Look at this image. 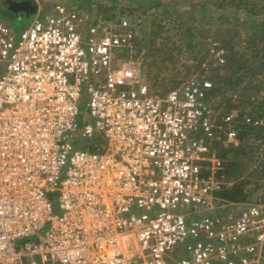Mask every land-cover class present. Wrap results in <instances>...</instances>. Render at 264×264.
Here are the masks:
<instances>
[{
	"label": "built area",
	"instance_id": "built-area-1",
	"mask_svg": "<svg viewBox=\"0 0 264 264\" xmlns=\"http://www.w3.org/2000/svg\"><path fill=\"white\" fill-rule=\"evenodd\" d=\"M138 31L62 2L0 18V264H264V203L221 197L238 110L203 75L151 92L120 63Z\"/></svg>",
	"mask_w": 264,
	"mask_h": 264
},
{
	"label": "trees",
	"instance_id": "trees-1",
	"mask_svg": "<svg viewBox=\"0 0 264 264\" xmlns=\"http://www.w3.org/2000/svg\"><path fill=\"white\" fill-rule=\"evenodd\" d=\"M29 1L34 4V0ZM199 1L203 2H196L190 8H179L175 4L163 0H81L82 3L91 8L90 13L94 17H96L95 15H97L100 7L105 6L107 9L112 10L123 3L136 9H143V14H147L149 10L159 6L166 7L181 16L183 26L179 28V32H182L180 37L184 41L182 44L186 46L189 52L196 50L198 46L195 42L196 32H200L201 29L195 22L186 20L188 17L208 18L207 23L214 24L218 22L217 19H214V16L218 14V17L226 19V23L235 26V29L231 31L223 27L215 31L224 39L222 40V47L226 49L225 57L228 63L218 66L215 69L213 78H211L214 84L213 92L222 95L221 99L225 101L226 105L225 110L229 112L238 109L234 123L238 131L239 144H231L227 148H221V156L225 158V168L222 172L227 180L236 179L237 169L240 166L242 169V165H237L238 154L240 153L242 157L244 151L248 152L246 150L250 141L262 140L261 143H264V124L262 126L249 125L244 120V115L248 113L253 118H262L264 121V18L259 20V15L264 13V0ZM229 5L242 9L241 16L238 14V17L235 14L237 10L230 12L233 9L228 8ZM69 7L72 8L75 5ZM110 10L108 11L110 12ZM104 17L105 19H113L114 15L111 13ZM0 18L5 20L13 18V13L9 10L6 0H0ZM239 18H241V22L237 21ZM153 26L155 27V33L152 37L146 31L147 26L142 27L143 36L137 43L141 47L150 46V56L149 59H146L147 69L144 73L151 92L164 94L168 77L166 63L174 59L175 56L170 52L171 50L167 52L162 50L163 47L159 41L160 33L163 30H158L154 24ZM242 29L246 30L247 34L244 39H241L240 44V41L237 40L238 34L229 32H240L239 30ZM180 47L183 46L180 45ZM126 50L129 52L130 48H126ZM161 56H163V59L160 58ZM93 140L89 139V144L92 145ZM259 166L264 177V161H260ZM249 183L250 181L246 179L235 180L231 186L226 187L221 192V197L226 201L247 202L252 199L251 196H253L255 190L247 189ZM260 187H264V181Z\"/></svg>",
	"mask_w": 264,
	"mask_h": 264
},
{
	"label": "rangeland",
	"instance_id": "rangeland-1",
	"mask_svg": "<svg viewBox=\"0 0 264 264\" xmlns=\"http://www.w3.org/2000/svg\"><path fill=\"white\" fill-rule=\"evenodd\" d=\"M165 2H170L172 4H175L179 8H190L193 6L196 2H203L199 0H163ZM56 2H64L65 5H75L77 8L86 11L88 13L91 12V8L85 3H82L81 0H34V4L36 5L37 9L43 10V13H48L51 9V6ZM207 2V1H205ZM212 4V3H209ZM8 4V8H9ZM155 8V7H154ZM228 8L233 9L235 12L237 10V16H241V10L239 8L232 7L229 5ZM107 9V7H100L99 11L97 12V15H95L98 18H101L102 20L105 19L104 16L107 14H113L115 20H118L121 16L128 17L132 22H134L137 26H139L138 35L136 37V40L133 43V47L130 48V51L126 50L125 48H122V54H120V63H128L130 65L135 66L141 75L147 80L146 74L144 73L147 69V62L146 59H149V48L150 46H144L141 47L137 43L138 40H140L143 36L142 27L144 25L147 26L146 31L147 33L152 37L154 35L155 27L158 30H163L160 33V44L162 45L163 49L166 52L171 50L170 52L174 54L175 58L168 61L166 65L168 66L166 72H167V81H166V89L167 92L171 88L181 84L183 81L189 79L192 76H205L212 80L213 74L215 72V69L218 68V66L226 65L228 61L225 57V63L218 64L216 61L214 55L211 53V49L214 48H223L222 47V40H224L218 32H215L218 28L223 27L225 29L234 30L235 26L231 23H226L225 18L218 17V14L214 16V19H217L218 22L214 24H208L207 20L208 18L201 19L199 17L191 16L188 17L186 20L193 21L197 25L200 26L199 29H201L200 32H196V40L195 42L198 44L196 50L189 52L182 43H184L183 40H181V34L182 32H179V28L183 26L181 16L176 14L174 11H171L170 9L166 7H157L155 9L149 10L147 14H143V9H136L132 6H129L126 3L117 5L114 9L110 10ZM220 10V8H219ZM155 13H154V12ZM240 11V12H239ZM13 18L11 20H7L11 27L20 30L22 28L21 23L24 21L30 20L32 17H34L35 12L32 14H27L22 11L12 12ZM91 14V13H90ZM239 14V15H238ZM259 20L264 18V13L259 15ZM258 17V16H257ZM155 21V23H153ZM238 22H241V18L237 19ZM240 32H229V33H235L238 34L237 40L240 41L241 39H244L246 37V30L242 29L239 30ZM183 46V47H180ZM239 48V47H238ZM224 49V48H223ZM181 52V53H180ZM226 49H224V55H225ZM163 59V56L160 57ZM212 77V78H211ZM148 81V80H147ZM165 92V93H166ZM221 96L219 97L220 107H223L225 109V101L221 99ZM228 96V95H227ZM260 98V97H259ZM238 109H235L236 111ZM84 141V140H83ZM262 140H256V141H250L248 143V148L246 151H244L243 156L241 157V154H238V161L237 165H242L237 169L238 175L236 179H229V181L234 182L235 180H241L246 179L250 181V183L247 186V189H255L253 192L252 199L248 200L247 202H243L242 204L238 205L233 211L236 213L238 212L242 206H245L246 203L249 202H259L264 203V187H260L261 184H263L264 177L262 174V171H260L259 162L264 161V143H261ZM242 159V161H241ZM58 211V209L56 210ZM184 255V254H183Z\"/></svg>",
	"mask_w": 264,
	"mask_h": 264
},
{
	"label": "water",
	"instance_id": "water-1",
	"mask_svg": "<svg viewBox=\"0 0 264 264\" xmlns=\"http://www.w3.org/2000/svg\"><path fill=\"white\" fill-rule=\"evenodd\" d=\"M15 4V3H14ZM16 9L13 8V5H12V2H10V7L14 10V11H24L26 12L27 14H32L36 11V5L35 4H32L29 0H24V1H21L19 3H16Z\"/></svg>",
	"mask_w": 264,
	"mask_h": 264
},
{
	"label": "flooded vegetation",
	"instance_id": "flooded-vegetation-1",
	"mask_svg": "<svg viewBox=\"0 0 264 264\" xmlns=\"http://www.w3.org/2000/svg\"><path fill=\"white\" fill-rule=\"evenodd\" d=\"M21 1H24V0H6L7 4H9V5H10V2H12V5H13L14 9H16V6H17L16 3H19ZM9 10H11L12 12H17V11H14L11 7H9ZM20 11H22V10H20ZM22 12H24V11H22Z\"/></svg>",
	"mask_w": 264,
	"mask_h": 264
},
{
	"label": "crops",
	"instance_id": "crops-1",
	"mask_svg": "<svg viewBox=\"0 0 264 264\" xmlns=\"http://www.w3.org/2000/svg\"><path fill=\"white\" fill-rule=\"evenodd\" d=\"M76 7V6H75ZM75 7H72V8H75ZM5 20V19H4ZM32 20V18L30 19V20H28V21H24L23 23H21V25H22V28L26 25V24H28L30 21ZM7 21V20H6ZM8 22V21H7ZM21 28V29H22ZM20 29V30H21ZM228 187V186H227Z\"/></svg>",
	"mask_w": 264,
	"mask_h": 264
}]
</instances>
